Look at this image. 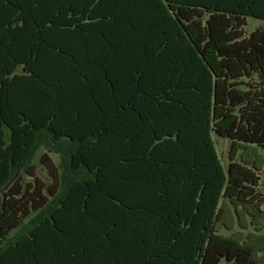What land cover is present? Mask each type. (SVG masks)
Listing matches in <instances>:
<instances>
[{
  "label": "trees",
  "instance_id": "obj_1",
  "mask_svg": "<svg viewBox=\"0 0 264 264\" xmlns=\"http://www.w3.org/2000/svg\"><path fill=\"white\" fill-rule=\"evenodd\" d=\"M249 19L264 0H0V264H264Z\"/></svg>",
  "mask_w": 264,
  "mask_h": 264
},
{
  "label": "rangeland",
  "instance_id": "obj_2",
  "mask_svg": "<svg viewBox=\"0 0 264 264\" xmlns=\"http://www.w3.org/2000/svg\"><path fill=\"white\" fill-rule=\"evenodd\" d=\"M264 26V23H262V21L260 20H256V19H249L248 20V26L245 29V32L247 35H250L252 32L256 31L259 28H262ZM215 143H216V147H217V151L221 157V160L225 166V168H228L230 159H229V152H230V148H231V139L229 138H224V137H220L217 134L213 135ZM45 149H41L39 151V153L36 155L35 159H34V165H35V174L38 175L40 177V179L46 181V176L48 175V170H46V168H43V166L40 163V157L42 156V154L45 152ZM53 161L55 163L59 162V155L55 154V153H51L50 154ZM264 170L261 169L258 171L259 177H260V181H259V186H258V190L261 191L264 194ZM25 177V181H31L33 182L34 178L30 177L28 175L24 176ZM45 178V179H44ZM250 218H247V222H249Z\"/></svg>",
  "mask_w": 264,
  "mask_h": 264
}]
</instances>
